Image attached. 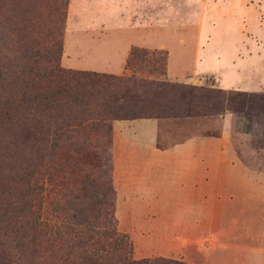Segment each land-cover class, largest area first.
Instances as JSON below:
<instances>
[{
    "label": "rangeland",
    "instance_id": "374dc122",
    "mask_svg": "<svg viewBox=\"0 0 264 264\" xmlns=\"http://www.w3.org/2000/svg\"><path fill=\"white\" fill-rule=\"evenodd\" d=\"M22 1L15 14L29 11L32 0ZM35 14L40 33L58 40L55 61L61 69L128 76L124 62L130 48L161 51L164 74L158 72V57L147 54L134 76L264 95V0H42ZM3 31L0 25V46L2 39L7 42ZM7 70L6 83L15 80L14 68ZM5 82L0 94L15 100L0 118V233L10 259L20 256L11 233L16 161L34 159L45 143L38 180L47 220L103 226L109 220L126 235L133 259L264 264L263 235L222 239L239 234L241 223L230 221L245 209L258 215L245 224L264 229V108L151 118L157 132L149 152L166 155L135 160L119 152L130 151L125 138L118 140L129 119L51 126L46 136L41 132L48 124L32 118L35 105L18 106L19 94ZM256 98L243 102L263 106ZM196 186H212L214 193L198 194ZM207 195L214 196L213 205L206 203Z\"/></svg>",
    "mask_w": 264,
    "mask_h": 264
},
{
    "label": "trees",
    "instance_id": "16d2710c",
    "mask_svg": "<svg viewBox=\"0 0 264 264\" xmlns=\"http://www.w3.org/2000/svg\"><path fill=\"white\" fill-rule=\"evenodd\" d=\"M18 2L23 4L22 0ZM41 3L32 0L29 11L22 9L15 14L17 0H0V25L6 35L1 34L7 38L0 46V87L7 79V69L13 67L15 80L5 84L13 85L19 94L18 106L35 105L32 118L48 124L47 132L41 134L47 136L51 126L78 127L95 119H168L264 108L261 94L136 78L133 73L147 54L158 57V72L164 74L165 56L161 51L147 53L130 48L124 62L130 71L128 76L61 69L55 61L60 52L58 40L38 30L35 11L41 9ZM1 96L0 118L7 117L5 110L15 101L11 95ZM244 97H257L256 102L263 106L255 108L251 101L243 102ZM220 99H226V103H219ZM44 151L45 143L36 149L34 159L21 156L16 161L17 203L11 233L20 256L13 260L8 257L4 234L0 233V264H188L161 256L131 258L129 240L111 228L109 220L106 226L63 217L47 220L42 202L44 187L38 180Z\"/></svg>",
    "mask_w": 264,
    "mask_h": 264
},
{
    "label": "crops",
    "instance_id": "0c3cea01",
    "mask_svg": "<svg viewBox=\"0 0 264 264\" xmlns=\"http://www.w3.org/2000/svg\"><path fill=\"white\" fill-rule=\"evenodd\" d=\"M127 49L125 47V49L122 52V63L124 61L125 55H126ZM155 121L154 119L151 118H136V119H131V120H127V122H125V127H126V132L125 133H121V135H119V139L125 138L127 140V142L125 143V148L130 150L129 152H123V151H119L121 153H123L122 155H125L126 158H130V159H135V160H139V159H143L145 156H150L151 159H153V157H157L162 158V156L166 155V154H161L159 152H149L151 150V142L155 140V134L157 132L156 126H155ZM129 131H132V136L134 137H130ZM155 172V171H154ZM223 172H218V174H222ZM191 174H196L199 175L197 171L193 172ZM213 174V172L211 171H207L206 175H211ZM217 174V173H216ZM212 186H205L204 187H200V186H196L194 187L195 191L198 192V194L201 192H208L213 194L214 191L210 188ZM205 189L202 191V189ZM214 198L211 196L207 195V200L206 203H209V205H213V201L212 199ZM264 201V200H263ZM219 206H221V202L219 203ZM255 209V208H254ZM255 211H257L255 209ZM253 212L251 209H245L243 210V213H239L237 217H231L227 214V218L229 220H231L230 222L233 223L235 220L239 221L241 223L240 229L238 230V235L237 236H230V239H228L224 236L222 239L224 240H230L229 242H234L237 241L238 239L247 236H259V235H263L264 236V229H258L255 230L252 225H246L245 224V220L247 218H251V217H255L257 218V213ZM198 214V212L196 213V215ZM236 215V214H235ZM256 215V216H255ZM264 215V212H263ZM227 220V221H229ZM235 224V223H233ZM226 231V230H225ZM224 231V234H225ZM227 232V231H226ZM251 233V234H250ZM236 238V239H235ZM226 240V241H227ZM228 248H233L236 247V245H228ZM238 247V246H237ZM241 248V247H240Z\"/></svg>",
    "mask_w": 264,
    "mask_h": 264
}]
</instances>
